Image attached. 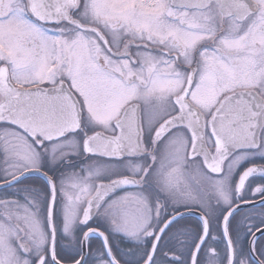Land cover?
<instances>
[{
  "label": "snow or ice",
  "instance_id": "snow-or-ice-1",
  "mask_svg": "<svg viewBox=\"0 0 264 264\" xmlns=\"http://www.w3.org/2000/svg\"><path fill=\"white\" fill-rule=\"evenodd\" d=\"M0 264H264V0H0Z\"/></svg>",
  "mask_w": 264,
  "mask_h": 264
}]
</instances>
